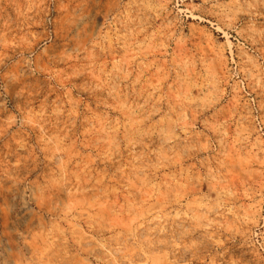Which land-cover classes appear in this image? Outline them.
<instances>
[{
  "label": "rangeland",
  "instance_id": "374dc122",
  "mask_svg": "<svg viewBox=\"0 0 264 264\" xmlns=\"http://www.w3.org/2000/svg\"><path fill=\"white\" fill-rule=\"evenodd\" d=\"M0 264H264V0H0Z\"/></svg>",
  "mask_w": 264,
  "mask_h": 264
}]
</instances>
